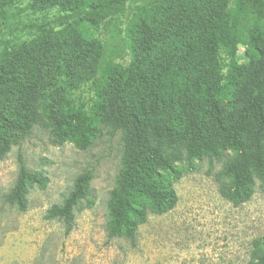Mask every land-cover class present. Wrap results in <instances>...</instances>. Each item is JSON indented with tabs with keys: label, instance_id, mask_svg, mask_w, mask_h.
<instances>
[{
	"label": "trees",
	"instance_id": "1",
	"mask_svg": "<svg viewBox=\"0 0 264 264\" xmlns=\"http://www.w3.org/2000/svg\"><path fill=\"white\" fill-rule=\"evenodd\" d=\"M128 2L141 5L125 30V66L106 61L99 28ZM241 44L247 61L223 76L219 50L234 58ZM90 81L86 109L73 91ZM36 126L83 151L106 131L122 133L110 238L134 239L150 213L172 210L175 183L203 159L222 162L215 180L233 205L264 193V0H0V158ZM93 178L80 173L46 218L69 232L76 209L94 204ZM48 183L21 159L4 200L25 211L31 189ZM250 263L264 264V235Z\"/></svg>",
	"mask_w": 264,
	"mask_h": 264
},
{
	"label": "rangeland",
	"instance_id": "2",
	"mask_svg": "<svg viewBox=\"0 0 264 264\" xmlns=\"http://www.w3.org/2000/svg\"><path fill=\"white\" fill-rule=\"evenodd\" d=\"M139 5L128 2L123 14L100 24L107 62L128 65L125 30ZM244 50L245 45H239L234 58L225 48L219 50L223 76L234 62L247 61ZM94 98L91 81L73 91L80 107L88 109ZM122 149L121 132L106 131L83 151L72 143L52 144L49 131L36 126L0 158V264H251L252 241L264 235V193L257 187L252 198L238 206L225 200L214 176L222 166L216 160L198 161L196 170L185 173L175 183L176 206L163 214L150 213L134 239L110 238L107 200L121 167ZM21 159L27 168L49 177L46 188L31 189L25 211L4 200ZM87 170L94 176V204L76 209L67 232L62 221L46 218L47 210L61 203L75 178Z\"/></svg>",
	"mask_w": 264,
	"mask_h": 264
}]
</instances>
